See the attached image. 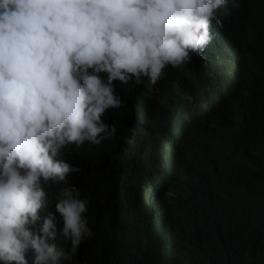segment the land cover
I'll use <instances>...</instances> for the list:
<instances>
[{"label":"trees","instance_id":"trees-1","mask_svg":"<svg viewBox=\"0 0 264 264\" xmlns=\"http://www.w3.org/2000/svg\"><path fill=\"white\" fill-rule=\"evenodd\" d=\"M220 21L156 85H117V134L73 148L105 264H264V0Z\"/></svg>","mask_w":264,"mask_h":264},{"label":"clouds","instance_id":"clouds-1","mask_svg":"<svg viewBox=\"0 0 264 264\" xmlns=\"http://www.w3.org/2000/svg\"><path fill=\"white\" fill-rule=\"evenodd\" d=\"M228 4L0 0V264H105L73 148L114 137L116 86L196 58Z\"/></svg>","mask_w":264,"mask_h":264}]
</instances>
